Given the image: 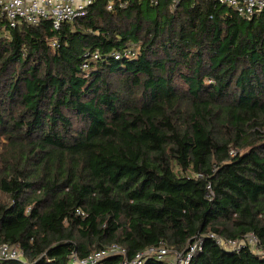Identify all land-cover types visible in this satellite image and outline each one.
<instances>
[{"label":"trees","instance_id":"1","mask_svg":"<svg viewBox=\"0 0 264 264\" xmlns=\"http://www.w3.org/2000/svg\"><path fill=\"white\" fill-rule=\"evenodd\" d=\"M107 1L58 30L0 22V246L23 255L0 264L198 238L189 264H264V11ZM208 234H251L259 252Z\"/></svg>","mask_w":264,"mask_h":264},{"label":"built area","instance_id":"2","mask_svg":"<svg viewBox=\"0 0 264 264\" xmlns=\"http://www.w3.org/2000/svg\"><path fill=\"white\" fill-rule=\"evenodd\" d=\"M98 0H0V22L9 28H15L20 23L31 26L48 21L54 30H58L63 22H71L77 18L84 17L87 10ZM117 1L120 8H125L126 2L122 0H108L107 10H112L114 2ZM151 4L157 5L160 0H149ZM171 10H174L182 0H167ZM218 5L224 6L238 16L251 20L264 11V0H209ZM52 46H55L53 41ZM118 60L120 53L112 54ZM125 57H133L134 49L128 48L123 53ZM86 60L82 64L83 71L88 69L89 63L99 59L98 52L84 54ZM233 154V152H231ZM210 191L209 186L207 187ZM77 215L84 214L77 210ZM214 239L218 246L226 251H239L242 247H248L252 251H258L256 238L248 234L240 240H224L215 234H208ZM201 248V238L191 243L184 252H171L164 247L148 248L138 253L131 260L126 257L125 250L117 245H111L102 251L91 254L85 259H79L75 254L69 258V264H99L107 257L120 256V264H143L147 258L154 257L164 264H189L195 252ZM259 252V251H258ZM261 253V252H260ZM0 260L23 261L21 250L17 246L2 244L0 246Z\"/></svg>","mask_w":264,"mask_h":264}]
</instances>
